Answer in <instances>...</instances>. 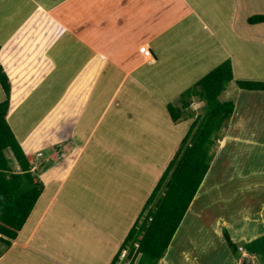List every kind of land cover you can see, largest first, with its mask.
I'll use <instances>...</instances> for the list:
<instances>
[{"label": "crops", "instance_id": "0c3cea01", "mask_svg": "<svg viewBox=\"0 0 264 264\" xmlns=\"http://www.w3.org/2000/svg\"><path fill=\"white\" fill-rule=\"evenodd\" d=\"M256 15H264V0H0V64L12 87L8 122L29 156L32 173L45 187L17 240L5 248L0 264H113L183 140L194 122L200 120L198 107H205V102L193 98L182 120L167 122L169 131L163 133L166 147H144L143 161L152 167L153 174L159 168L165 171L153 176L152 182L144 181L150 183L148 197L142 200L136 216L131 217L130 225L121 216L123 206L119 210L122 197H98L102 203L106 199L118 208L119 216L114 222L107 215L109 222L104 220L105 212L97 209L80 216L81 208L71 201L77 197L75 191L83 187L89 171L99 170L100 166L107 168L109 155L117 165L124 163L126 144L131 142L134 146L128 149L132 155L130 163L139 169L142 142H145L141 140L142 134L156 139L162 135L156 126L141 125L142 102L148 105L151 101L150 97L144 101L140 97L144 68L150 70L163 59L165 63L172 61L166 78L170 82L174 72V83L166 86L169 92L165 93V100L169 103L180 101L186 90L199 82V78H191L186 85L188 77L179 78L193 59L195 62L199 59L200 66L205 65V69L198 67L203 78L230 60L234 70L232 86L238 88L240 80H255L244 73L242 50L233 49L228 42L264 46V24L248 23ZM143 47L149 49L151 58L142 54ZM180 85H184L183 89L177 90ZM0 88V102H4L6 95ZM227 90L225 93L231 94L230 98L221 97V101L234 100L235 112L230 125L224 127L211 168L190 209L195 207L197 197H217L215 193L222 197L219 186L224 183L216 174L211 183L209 178L226 148H233L229 158L232 161L234 148L239 144L259 145L256 133L246 131V116L240 112V98L236 101L235 97L246 93L261 96L259 102L264 109V92L240 88L231 92L229 87ZM146 95L152 98L151 91ZM168 105H164L165 110ZM60 122L68 123V132L63 130L67 132L68 145L60 141L57 145L46 144L45 132ZM135 127L137 133L132 131ZM57 136L62 138L61 133ZM210 184L215 185L209 188ZM258 184L250 186V190L264 191V183ZM243 191H248L247 187ZM64 199L67 201L63 202ZM249 207L244 215L238 214V224H233V218L220 216L213 233L219 238L227 230L237 245L263 237L264 202L258 219H254L252 206ZM201 214L194 212L193 217L203 218ZM77 216L82 219L74 221ZM247 223L260 224L262 231L249 234ZM185 241L195 244L188 237ZM182 243L181 239L177 245L182 251V261L198 262V256L187 251ZM166 254L159 264H173L172 255ZM230 255L235 261L232 252ZM244 256L259 261L246 251Z\"/></svg>", "mask_w": 264, "mask_h": 264}, {"label": "rangeland", "instance_id": "374dc122", "mask_svg": "<svg viewBox=\"0 0 264 264\" xmlns=\"http://www.w3.org/2000/svg\"><path fill=\"white\" fill-rule=\"evenodd\" d=\"M228 45L233 49L239 48L242 50L240 53V59L244 64V73L247 76H251L255 79L248 81H260V78H264L262 77L264 76V46L259 43L243 44L236 42H228ZM171 63L172 61L165 63L163 59L162 62L157 64L155 67H150L151 71L147 68H144L145 70L141 74L143 86L141 88L140 97L143 101L149 97L151 99L148 105L142 102L141 125L143 123H147L152 127L156 126L162 130V135L158 136L156 139V137L152 135L148 137L142 134L141 140H144L145 142H142V156L140 155L142 158V163L139 169H135V167H133L130 163L132 161V155L128 149L134 146V143L131 142L129 145L126 144L124 163L119 162L117 165L116 162L111 160L112 155H109V159H107L106 162L108 163L107 168H102L100 166L99 170L89 171L83 180V187L82 185L77 187L75 191V196L77 197L71 201L81 208V213L79 212L80 216H82L85 211L93 212L94 209H97V211L105 212V215L102 217L104 220L108 221V217L111 216L110 220L114 222L119 216L117 215L118 208H116L114 203L109 202L106 199H104V203H102L98 197H122L121 200L123 205L119 207V210L123 206L122 209H124V213L121 216H124L126 224L130 225L133 216H136L135 212L142 207V200L148 197L147 189L149 188L150 183L145 184L146 182L144 181L148 180V182H152L153 176H156L157 173L159 174L160 172L163 174L165 171L164 169L159 170V168L156 169L155 174H153L154 170L152 167L147 165L143 160L146 159V149L144 147H150L151 149L159 145H161L163 149L166 147L163 133L166 130L169 131L167 122L169 120L171 121V117L167 107L165 110L164 105L173 104L176 107H182V104L178 99L172 103H169V100H165V93L169 92L166 89V86L169 87L174 83L173 71L171 73V81L168 82L166 79ZM188 63H190L191 66H186L188 68L185 69V74L179 75V78L188 77L186 80V82L188 81L186 85L191 82V78H195V80L199 78L201 80L203 78L201 69H205V65L200 66L199 59H197L196 62L194 59L190 60ZM199 66L201 69L198 68ZM179 78L177 77L176 79L178 80ZM144 85L147 88H150V90L146 89ZM183 87L184 85H180L179 88L177 87V90H182ZM228 87L231 92L238 89L231 84ZM189 89H187L186 92ZM149 91H151L152 98L151 96L146 95ZM250 95L252 94L246 93L244 96L239 95L235 98L236 101L238 98H240V112L246 116V131L250 133H256V141L259 143V145L250 147L244 144H239V146L234 148L235 155L232 156V161H230L229 158L231 157L233 148H226V150L220 155V158L216 164V168L213 167L212 169L213 172L210 175L209 182L211 183L213 181V175L216 174L217 179H220L224 183V185L219 186L222 197H218L216 193L215 195L217 197H212L211 195L197 197L194 205L195 207L190 209L191 211L189 214H186L183 228L177 236V239L173 242L174 244H172L171 250L167 252L169 253V256L172 255L171 258H173V264H186L181 259V249L177 248V245L181 239L183 240L182 245L187 248L186 250H190L189 252L193 253L195 256H198L199 259L198 262L196 261L189 264H260L257 259L244 256L245 251L243 252V249H240L243 255L240 254L241 256L239 259L233 255L235 257L234 261L230 255L232 251L229 249L224 236H220L218 238L217 234L213 233V226L217 223L220 216H222L223 219L233 218V224L235 222L238 224V214L244 215L246 210H250L251 207L249 206H252V212L255 216L254 219L260 218L261 202H264V191L259 192V188H251L250 190V186L253 187L254 184L259 185L258 183H264V175L260 174V171L264 172V109H261V103L259 102L261 96ZM230 96L231 94L225 93L221 97H223L224 100H227L230 98ZM162 100L165 101L162 102ZM244 101H246L245 106ZM247 110L250 113H246ZM198 113L201 114L199 124L200 126L204 122V118L207 115V110L205 107L201 109L198 107ZM191 114L192 113L190 110L189 117H191ZM230 122L231 120L226 124L230 125ZM30 123L31 122H29L28 125ZM16 128L17 126H15V129ZM60 128H62L60 132L56 131ZM67 129L68 123L60 122L55 125L53 130L45 132L46 134L43 137V140L48 145H57L59 141L65 142V144L68 145V135L65 134L68 132ZM63 130H66L67 132H64ZM139 130H141L140 127ZM21 131L23 132L24 129H21ZM132 131L137 133L138 129L135 127ZM236 132L238 131L236 130ZM16 133L18 136H21L19 132L16 131ZM60 133L62 138L58 136L56 137V135ZM223 136L224 135H222V137ZM154 143L155 145H153ZM7 156L13 160V156L10 151H8ZM33 157L36 161V156L34 155ZM47 166H50V164ZM214 185L215 184H210L208 187L212 188ZM246 187L248 191H243V189ZM62 201L65 202L67 200L64 199ZM194 212H200V214L202 213L201 215L203 218L200 217V219H198L193 217ZM81 219L82 217L77 216L73 220L76 221ZM122 220L124 221V219ZM122 223L124 224V222ZM74 225L77 224L75 223ZM246 227L249 234L262 231V226L256 223H247ZM187 237L191 238L192 242L195 241V244L191 245L190 241H185ZM0 250H3V252L5 251V248L2 246V244H0Z\"/></svg>", "mask_w": 264, "mask_h": 264}, {"label": "trees", "instance_id": "16d2710c", "mask_svg": "<svg viewBox=\"0 0 264 264\" xmlns=\"http://www.w3.org/2000/svg\"><path fill=\"white\" fill-rule=\"evenodd\" d=\"M248 23L264 24V15L253 16ZM233 81V65L227 60L181 96L182 107L168 105L174 122L184 118L193 98L205 102L207 115L200 126L199 119L194 122L113 264L119 262L126 249L130 250L127 257L130 264H159L165 257L211 168L224 127L234 115L235 102L221 101ZM0 86L6 95V100L0 102V244L8 249L30 219L45 187L32 173L31 162L8 122L12 87L1 64ZM237 86L245 91L264 92V81L240 80ZM8 151L13 160L8 158ZM224 236L236 258L239 259L243 249L264 264V236L241 246L232 241L227 230ZM3 254L0 250V258Z\"/></svg>", "mask_w": 264, "mask_h": 264}, {"label": "built area", "instance_id": "2783aa9c", "mask_svg": "<svg viewBox=\"0 0 264 264\" xmlns=\"http://www.w3.org/2000/svg\"><path fill=\"white\" fill-rule=\"evenodd\" d=\"M141 52L146 58H151L152 57L151 52L146 47H143L141 49ZM135 247L139 248V245L136 244ZM129 254H130V250L129 249L123 250L121 255H120L119 262H117L116 264H130V262L127 259Z\"/></svg>", "mask_w": 264, "mask_h": 264}]
</instances>
